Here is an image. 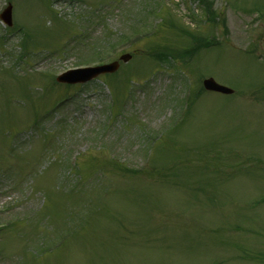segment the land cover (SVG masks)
I'll list each match as a JSON object with an SVG mask.
<instances>
[{
	"label": "rangeland",
	"instance_id": "1",
	"mask_svg": "<svg viewBox=\"0 0 264 264\" xmlns=\"http://www.w3.org/2000/svg\"><path fill=\"white\" fill-rule=\"evenodd\" d=\"M213 1L227 30L202 21L199 31L220 46L187 64L178 60L174 67L156 68L146 46L180 39L158 30L140 43L136 58L121 65L118 83L104 76L81 93L69 90L76 100L34 125L66 92L49 84L50 77L89 57L69 50L81 28L73 21L93 10L79 1L12 0L13 26L0 20V226L37 211L35 240L46 234L52 242L44 216L54 223L57 209L55 220L98 207L65 248L30 250L24 264H264L254 256H264V0ZM166 2L174 17L189 7L201 15L195 0L189 6ZM8 3L0 0V14ZM104 14L95 36L106 28L130 33L120 9ZM18 29L27 35L25 61ZM200 77H212L235 94L205 95L189 114H175ZM129 78L142 87L134 100ZM109 95L112 112L129 103L124 117L110 115ZM70 155L84 178L75 195L65 189L73 175ZM125 167L148 169L137 175ZM19 228L0 235V264L20 262L31 230L20 229L22 237Z\"/></svg>",
	"mask_w": 264,
	"mask_h": 264
},
{
	"label": "trees",
	"instance_id": "2",
	"mask_svg": "<svg viewBox=\"0 0 264 264\" xmlns=\"http://www.w3.org/2000/svg\"><path fill=\"white\" fill-rule=\"evenodd\" d=\"M109 2L110 5H115V7L122 11V19L124 21L126 29L129 30L130 33L128 34L127 32L122 30L115 32L111 29L106 28L102 33L97 36L93 34L86 37V45L84 47L85 50L84 48H82L80 49V51H87L89 57L80 58V62L89 63L95 60H103L108 58L110 55L114 54L119 49H126L125 47H137V51L141 50L139 42L142 40L143 37H145V35L142 37L139 36L143 35L150 29L154 30L153 34H155L157 32H155L156 29H154L156 26L159 27V30L162 31L163 29H165L166 31L170 32L171 34H175L177 37L180 38L177 42L174 43L156 42L154 44L146 46L145 54L150 60L154 61L158 67H174L175 62L178 60H180L182 63L187 64L190 59L195 57L202 50V48L208 47L210 44L205 41V38L202 33L198 32L197 30H192L190 26L185 24L183 19L174 17V13L171 12L169 8H167L165 0H129L128 3H126L125 0H109ZM199 5L202 9V17H204L205 22H208L212 26L218 23L226 25V18L214 10L213 1L199 0ZM153 18L159 19V23H157L156 26H153ZM96 21H99L101 23L105 22L104 17L100 14V12L94 13V16L84 18L82 20L81 25L83 27L92 26ZM197 26L199 28L200 25ZM151 33L152 31L150 32V34ZM26 37L27 35L25 34L23 37L24 40L21 43L22 48L24 50L27 48L25 45ZM129 83H131V80H129ZM135 89L136 87L134 86L133 91L128 92V96L132 99L134 98L136 93ZM201 92L203 93V90L200 88V90H198L193 95V97L187 99V101L193 99L189 104L188 109L193 106L196 97L199 96ZM189 113L190 112H188L187 114ZM121 169H123V171H130L136 173L137 175L147 172V169L130 170L126 167ZM156 169L158 174H160L162 168L157 167ZM164 170L165 169H163V171ZM78 171V168L75 169L76 174L72 175V181L68 182V184L65 186V189H67L66 191L69 195H75V192L77 191L76 188L80 184H83L84 178L79 174ZM162 175L164 176V178H166L164 174ZM96 181L99 182V180ZM91 182L89 184H91ZM46 200L47 196H45L44 198L42 210L45 209ZM96 208H98L96 205L91 204L88 213L94 211V209ZM88 213L81 212V214L83 215L79 216L78 218H75L72 216V214H74L73 212L72 214H67L66 218H62L60 216L59 220H55L56 216L58 215L55 214L54 223L53 218L51 216H44L43 224H45L49 219L51 222V225L48 227V230L52 229V234L54 237V240L51 244L57 247L59 251L65 248L67 244L72 240V238L78 235L80 229L84 227L85 217H87ZM32 216L34 219L35 216L39 218L37 211H34ZM32 221L31 226L34 228L35 221ZM19 224L20 226H23L25 223L22 220ZM35 237L37 238L38 235L36 234L34 236V234H31L29 239V246H35L33 253H46L51 249L50 242L46 241L48 235L42 234L40 242H37L35 240ZM25 252H27V250Z\"/></svg>",
	"mask_w": 264,
	"mask_h": 264
},
{
	"label": "water",
	"instance_id": "3",
	"mask_svg": "<svg viewBox=\"0 0 264 264\" xmlns=\"http://www.w3.org/2000/svg\"><path fill=\"white\" fill-rule=\"evenodd\" d=\"M0 19L7 25H12V5L9 4L8 7L1 13ZM131 59L130 55H123L121 60L128 62ZM119 63L113 62L108 65L98 66L94 68H84L68 71L63 75L58 77V82L77 84L86 83L92 79L98 77L101 74L114 73L118 70ZM204 86L208 91L218 92L226 95L233 94L234 91L230 88L224 87L218 84L213 78L206 79L204 81Z\"/></svg>",
	"mask_w": 264,
	"mask_h": 264
}]
</instances>
